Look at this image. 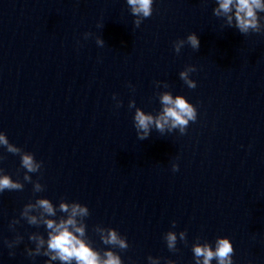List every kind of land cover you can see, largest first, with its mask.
Segmentation results:
<instances>
[{
  "label": "clouds",
  "instance_id": "9594fccd",
  "mask_svg": "<svg viewBox=\"0 0 264 264\" xmlns=\"http://www.w3.org/2000/svg\"><path fill=\"white\" fill-rule=\"evenodd\" d=\"M218 7L213 8V15L221 17L226 16L227 26L235 27L241 34L264 32V17L258 13H264V0H215ZM127 4L131 6L132 15L138 17L133 23L139 27L144 19L152 16L153 0H127ZM85 39L91 36V33H85ZM98 46H103L102 39L97 38ZM187 44L193 50L198 51L200 48V40L196 33H190L186 39H180L174 42V50L179 53L182 47ZM193 65H188L179 73V78L189 89L196 88V81L190 78V74L195 72ZM159 87L162 82H155ZM164 87L168 85L164 83ZM115 100V95L113 96ZM162 111L158 115L145 114V111L136 107L135 101H129L128 107L135 108L133 117L134 128L136 129L137 138L145 140L149 137L152 128L163 134L167 129L171 132L173 129H179L180 134H185L190 122L197 120V109L190 103L185 96L176 95L173 98L171 92L165 91L159 96ZM117 101V107L121 106ZM0 146L4 147L8 153L18 155L20 157L21 168L25 170L23 181L33 184V192H43L44 185L38 180L33 181L29 173L40 172L43 162L38 161L34 154L24 151L22 148L11 143L7 134L0 131ZM0 159H3L0 156ZM173 171L179 170L178 164L172 165ZM24 183L20 180H13L9 174H4V170L0 169V193L4 191H22ZM64 215L57 216V213ZM90 215L87 205L79 202H68L60 199L58 205H54L52 200L45 197H37L34 202L26 203L20 211L18 219H13L9 228L14 229L15 225L21 220L27 222L28 225L39 228L44 226L47 238L40 232L30 233L28 236L35 246L27 248L25 252L28 257L44 256L48 259L45 264H53L59 261L60 264H123V260L118 252L112 250L118 248L121 251L127 250L129 247L127 238L122 236L120 232L112 227H103L97 225L94 231L99 235L103 244L111 246L103 252L93 247L92 241L87 236V225L85 219ZM172 227H176V222H172ZM187 243L186 231H168L164 234V240L167 248L176 252L177 242ZM23 240L19 234L13 240H5L4 243L9 249H13ZM195 264H211L213 260L217 264H233L234 247L228 237H217L212 243L208 241L197 242L191 247ZM14 253L10 252V255ZM149 264H160L159 257H148ZM166 264H175L173 260H167Z\"/></svg>",
  "mask_w": 264,
  "mask_h": 264
}]
</instances>
